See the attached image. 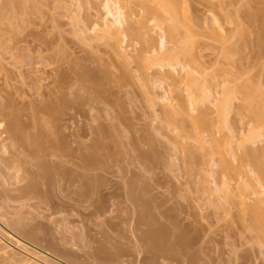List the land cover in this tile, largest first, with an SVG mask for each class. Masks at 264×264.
<instances>
[{"label": "rangeland", "instance_id": "rangeland-1", "mask_svg": "<svg viewBox=\"0 0 264 264\" xmlns=\"http://www.w3.org/2000/svg\"><path fill=\"white\" fill-rule=\"evenodd\" d=\"M35 1L13 0L14 2L13 5L19 4L20 6L19 5L13 6V9H11L13 10L12 12L11 10H7L8 9L7 6L9 5L7 0L5 1L0 0V8H1L0 21L3 24L2 26V24L0 23V29L2 30L0 32V37H1L0 44L2 46V47L0 46V113H1L0 114V125H1L0 126V224H1L0 227L1 228L5 227L4 231L8 232L9 234H11L15 229V231L18 230V232H20L22 235L24 234L25 237L27 238L30 237L29 239L32 242H36L35 244L38 245L36 247L37 251L39 252L41 251V253H44L45 250L48 251L49 255L47 256L48 257L47 263L49 264H71V263L72 264H115V263L117 264L148 263L149 264L152 259H149V255H147L145 251L141 250L144 248L140 246L137 240V236L139 235V233H136L137 230L134 224L135 223L134 219L131 220L134 216L130 218V215L131 216L133 215L131 214V211L134 210V207L132 206V204L131 206H129L130 203L126 202L124 199H123L124 201H122L123 198L122 193L124 190L123 185H125L126 187V185L129 183V184H133L134 186L133 188L136 189V192L137 191L138 193L142 192V189L144 188L143 193L145 195H147L148 193L147 195L148 197L145 196L146 198H144V200L149 204L151 203L152 207L153 206L156 207L153 208L156 209V211L157 210L158 211L156 212L153 209L154 210L153 213L154 216H156L155 217L156 219L159 218L158 221L160 222V224L162 223L163 225H165L166 218L167 219L171 218L172 220L171 219L170 220L173 222L174 220L175 222L178 221L177 222L178 224L177 223L176 224L178 226L180 224V227L187 226V224L189 223H190L189 226L194 225L195 226L194 231H196L197 233L192 232V234L190 233L191 236H197V235L199 236L200 235L199 232L204 231L205 234L201 232V236L204 234L202 236L203 237L202 240L205 237L206 238L203 240V243L205 244L202 245L203 247L201 249L203 250L201 251L206 255L207 254L209 256L212 255L211 257H213L215 256V253L218 254L220 252H226L225 250L229 249L230 247L227 248L228 246H223V245L236 240L238 236L240 237V238L238 237L240 239V242L243 241L245 238L247 239V236L249 234L248 233L246 234V232L243 231L242 225L240 227V230H237L235 228L236 224L240 221L239 218H241V216L239 217L238 216L239 214L235 212L237 211L236 209L237 207L236 206L233 207L232 205H230L229 208L221 207V209H219L220 211L217 209L219 207L218 205H220L219 204L220 200L218 199V197H216V194H214L213 189L214 190L218 189L221 182L220 181L221 177L219 176L220 173L218 174L220 178L217 176V174H215L218 173L215 171L218 170L217 167L218 165L216 162V159H218V157H216V154H214V152L212 153V146L214 147V143L212 142L219 140L220 138L221 139L224 138V140L223 139L221 140V143L222 142L226 143L227 137L228 136L229 138L231 137V133L233 130L234 131L232 133V138L235 141H236V139L234 138L235 135L237 136L236 138H239L238 136H242L244 133H246L245 128L248 125L249 118L245 116L246 115L248 116V114H246L248 112L242 114L241 117H243L244 115V118L240 117V112L239 113L237 112L238 116L235 114L236 111H240L239 108L240 106L242 107L245 105V103L242 101L243 99L246 98V100L250 102V104L254 103L255 107L258 104L264 105V99H263L264 98L263 96L264 95V0H186L188 2H186L185 5H182V9L184 8L186 11L183 9L184 12H182L180 8H179L180 10L179 9L177 10L178 11L177 13L182 12L183 17H181V19L178 20L177 18H180V16L178 15L177 17H175L174 15L177 14L175 12L174 15L169 14L170 17L172 16V18L175 19H171L170 17H167V19L171 20V23L175 21L176 23L179 24V26L183 25L182 27L184 30L181 31L182 30L181 27H178L177 29L178 32L176 31V35L178 37L175 36V39L177 38L179 39V41H181L185 37L188 38V39L186 38L187 40L191 38L188 42L186 39H184L185 40V41L183 40L184 42L182 41L179 43V41L176 39L175 42L177 45H175V42L169 38L170 33H166L165 32L166 30L163 33H160L161 31H159L157 28L155 30L153 24L148 23L149 27H147V29L148 28L150 29L151 28L150 26H153L152 29L150 30L151 32L149 31V29L148 31H149V35L151 34L153 37L152 41L155 38L156 43L154 41L153 43L157 45V47H159L157 43H158V39L160 38L158 35L163 34L162 36L165 37V35L167 34L166 35L167 37H165L166 47L164 49V52L163 50H161L162 54L160 51H157L158 49L157 47L156 49L152 48V46L155 47V45L152 42H150L152 45H150L151 47H149L148 45L149 41L146 42L144 35H143L144 40L143 39L141 40L142 36L140 35V37L139 36L135 37L138 34L134 32L133 34L132 31L126 32L125 30L121 29L122 31L121 30L120 31L123 36L120 34L117 35L115 34L109 36V39H107L106 35L103 36L104 33L98 30L97 24L94 23L96 20L97 23L98 21L100 23L101 20H99V18L101 19V17H103L102 14L104 12L103 11L104 9L100 8L103 7L102 5H100V3L103 4L102 2L103 0L96 1V3L99 4L97 5V8L99 7L100 10L97 9V11L100 14L96 11V8L94 7L96 6L95 0L94 1L90 0L87 2H85L84 0H35ZM88 2L89 4H87ZM3 3L4 4L7 3L8 5H4ZM83 4L85 5V7ZM77 5L80 7L78 8ZM151 5L153 6L152 3L150 4V6ZM185 6L187 7L188 10L186 9ZM91 7L93 8L92 9L93 11L95 10L94 12H92ZM94 13L96 14L97 19ZM123 13L125 12L123 11ZM127 14L128 13H125L124 17H126ZM5 15L8 16L6 17ZM88 15L90 17H88ZM98 15L101 17H99ZM187 16L188 18H186ZM11 19L14 20L11 21ZM3 20L4 22H2ZM190 20L193 21V23H190L191 22ZM184 25L186 26V28L184 27ZM96 27L99 32L96 30ZM205 27H207V29ZM185 29L189 31L188 32L189 34H187V31ZM82 30L83 32L81 33ZM99 33L100 35L102 34L101 36H103L105 40L100 39ZM179 33L181 36L178 35ZM114 36H116L117 38ZM97 38L99 39L97 40ZM95 41L96 42L102 41V42L96 43ZM185 44L187 45L185 48L186 50L184 49ZM181 45L182 46L184 45V47H181ZM168 47L173 48V50H171L170 48L168 49ZM174 47L177 49L174 50ZM187 48H189V50ZM145 49L149 54H151L152 49H155L152 50L154 51L152 52V54L155 52L159 53L158 54L159 56H163L165 54L164 59L168 54L167 51L171 50V52L174 53L175 55H173L169 51L170 55L168 54L169 57L167 56L166 59L169 60V58L173 55L174 57L172 56L170 60L172 58L173 59L175 58L174 59L175 64L179 62L180 65L182 66L184 65L186 68L188 67V69L189 68H192L193 70L195 69V72L194 71L193 73L191 72V75L194 76V79L196 78L195 82L198 79L197 82L196 83L194 82L195 84L192 82L194 85L193 86L191 83L192 79L191 80L189 79L192 77L187 78V76H185L188 81L190 80L189 83L192 85L191 86L187 82V80H184L182 78L183 75H186L184 74L186 69H180L182 67L179 65V63L177 64L178 66H176L178 67L175 69L176 71L174 72V70H172L174 73L171 72L170 68L169 69L168 67L164 68L166 67L165 65H163L164 66L163 68L161 67V70H158L159 69L158 67H160L159 64L160 61L158 59L156 60H158L159 62L156 61L155 58H161V57H159L157 53L156 55L151 54L150 57L149 54L145 51ZM142 50L144 51L143 53ZM181 50L183 52L186 51L187 53H183ZM173 51L177 52V54ZM180 52H182L181 54H187L188 56H191L192 54V56L194 55L195 57L193 56L194 57L193 58L191 56L189 58L186 55H184L183 57L182 55H179ZM143 54L145 55L144 58L143 56H141ZM145 57H149V58L145 59ZM117 59L120 60L117 61ZM144 59L145 62L146 60L147 61L150 60V62H146V63H148V65H151L148 66V68L151 71L150 74L152 75L158 73L159 71V73L163 74V76L164 75L166 76L169 73L173 75L176 73L175 75L176 78L180 80L181 77L183 79L181 80L184 82L182 83V81L180 80L181 82L179 84L180 85L179 88L181 90L179 89V92L184 93L185 91L184 93L185 95L183 93H181L180 95L183 94L184 96H186L187 93L186 91H188V93L189 91L191 93L192 92L194 93L196 91L200 93L202 91L209 90L206 92L210 94L211 99L208 98L207 100H202V101L200 100V102L198 101L199 103L197 102L196 106H193L194 108L193 107L188 108L191 109V111L193 109L192 112L189 111L191 114L190 117H193L195 119L194 121V119L191 118L193 120L192 121L193 124L198 120L202 122V120L205 118L203 116L202 117L200 116L201 113L202 114L205 113L206 115H208L209 118L211 117L213 119V120H210L211 118L206 119L207 118L206 116L205 120L212 121V125L210 126L211 129L209 130L201 129V132L199 130V132L201 133V134L199 133L200 135L199 137H201L199 138V141L201 142V144L207 147L208 144L211 146L212 143L211 148L209 145H208L209 149L206 148V150H209V152H205V150L203 151V149H205L204 148L205 146L201 150L200 146H198L199 144L196 143V141L194 142L195 139L194 140L190 139L191 141H189V139L187 140L183 139L185 137L184 133L185 135L187 136L189 135V137L192 138V134L194 132V131L192 132V129L194 128L193 126L195 127L198 126V129H200L201 123H199V121L197 122V124L195 123V125H193L192 122L189 123L190 122L188 121L189 119H185V118L184 119L180 118L183 122L180 120L182 123L181 122L179 123L177 122L179 121L178 118L176 122L178 123V127L180 129L179 131L180 134H179L177 133V131H174L175 128H173L172 130V126L167 127L168 126L166 121L167 116L165 117L166 120H162L163 118L162 116L165 114L161 113L162 111L161 107L166 106L165 104L167 100H170L168 101V103L173 101L171 99H174L175 96L173 93L174 90L172 91L174 87L170 86V80L165 79V77L161 83L162 84L161 88L160 85L158 86L159 88L156 89L153 88L154 84L152 85V87H150L149 84L150 83L152 84L153 82L149 83L146 81L148 86L146 84L144 85L145 79L142 75L143 74L142 68L143 70H146L144 64L145 62L143 61ZM173 59L171 63L174 61ZM191 59L192 60L194 59L192 63H194V61L198 62L199 64L198 63L197 64L200 65V68L196 63L194 65L191 62L189 63V60ZM161 60L163 61V58ZM22 61H24L23 64ZM195 65L197 66L194 67ZM154 66H158L157 67L158 69ZM166 69L169 70L170 72L167 71ZM199 69L201 70V72ZM183 70L185 71L183 72ZM81 71H83L84 73L86 72L85 74L89 73V75L93 76L94 78L93 81L92 82L89 81L90 82L89 83L87 80L82 79V77H84L85 74ZM178 71L180 73H178ZM196 71L199 72L200 75ZM202 72H204L203 73L204 76L202 75ZM38 74H40V76ZM177 74H179V76H177ZM140 75L143 78L140 77ZM60 77H62L63 79ZM62 80H64V82L66 81L67 82L66 85L67 84L68 85L65 87L66 89L64 88L63 90L62 88L58 90L57 88L59 87L58 83ZM68 80L71 81L68 82ZM80 80L82 81V83L80 82ZM72 81L74 82V84L71 83ZM241 81L243 84L240 85L239 83ZM250 81L251 83L254 84H251ZM86 83L87 85H91V86H87ZM185 85H187L188 87H185ZM237 85L238 87H234ZM183 87H184V91L182 90ZM223 87H225L226 90ZM185 88H187V90ZM189 88H193L191 89L192 91L188 90ZM232 88H234V90H236L237 88H242V90L238 89L242 92L239 95L240 91L236 90L237 92L235 91L234 93ZM67 90L70 91L71 94ZM252 90H254V92ZM243 91L245 94L243 93ZM93 92H95L96 94ZM172 94L173 96L171 97ZM222 94L224 98H228L232 94H234L235 96L232 95L229 98L233 99V96L236 98H234L233 100L231 99L232 100L231 104L229 103L230 100L229 102H227V104H225L227 106L225 107L227 108V110L224 109V111L226 112L225 114L226 116H224L225 124L223 125L224 127L218 128V126L215 127L217 125L215 124L217 123L215 121L220 114V112H218L219 114L217 113V111L220 109L219 103L222 104V102H224L225 100L224 98L222 102H220L221 100H218V99H222L221 98ZM71 95L73 98L71 97ZM237 95H239L240 97H238ZM256 95L258 98H256ZM163 96H165V98ZM241 96L244 98H241ZM261 97L263 98L261 99ZM74 98H76V100ZM151 98L154 99L152 100ZM214 98H217L216 101H214L215 100ZM162 99L165 103L161 101ZM61 100L63 102H61ZM150 100L152 101L150 102ZM238 100L240 103L238 102ZM258 100H260V102ZM57 101H59L60 104H58L59 102L57 103ZM83 101H84V105H83ZM255 101H257L258 103V104L256 103L257 105H255ZM64 102L66 103L68 102L67 103L68 106L66 107L65 110H62L61 105L64 104ZM74 102L76 103V107H74L75 106ZM78 102L80 103L78 104ZM214 103L216 104V106L218 105L219 109L214 106L215 105ZM151 104L153 105L151 106ZM79 105L82 106V108L79 107ZM31 106L33 107V109ZM228 106L230 108H228ZM228 109H230L231 112ZM163 110H165V108ZM193 113H196V115H194ZM214 113L216 118L214 116ZM32 114L33 116H31ZM7 115L8 117H6ZM156 116L157 117L159 116L160 118L159 117L157 118ZM220 118L222 117H219V119ZM14 120L17 121V125H18V126L16 125L15 129L10 128V124ZM184 120L186 121L185 124H184ZM162 121L166 122L167 125L164 124V122L163 124L167 128L163 124L161 125L158 124V122L160 123ZM31 122L33 124L35 123L37 124L32 125ZM168 123L170 124L169 120ZM177 123L173 125L176 127ZM31 125L33 126V128ZM183 125H185V127ZM228 125L232 127L229 128ZM157 126H159V129ZM190 126L192 127L190 128ZM213 126L217 129H214ZM225 126H226L225 129L226 131H224L223 129L225 128ZM100 128L103 130H101ZM220 128L222 130H220ZM231 128L233 130H231ZM96 129L98 130L97 132ZM170 129L174 132H171ZM198 129L196 128V131ZM205 131H207L208 134ZM61 132L63 134H61ZM175 132H176V137L177 135H179L178 137L181 138L182 141L179 138H175ZM96 133L99 135H97ZM105 133L106 134L109 133V134L106 135ZM263 133L264 131L262 132V134ZM103 134L104 137L103 136L101 137V135ZM202 134L203 135L205 134L204 137L205 136L207 138L209 137V140L205 137V139L207 140L205 141L204 137H202L203 136ZM223 134L227 135V137L226 136L224 137ZM105 135L108 137H105ZM23 137L25 139H23ZM54 138L57 140H55ZM202 138L204 139V141ZM92 140L93 141L95 140L94 143H91L93 142ZM184 140H186V142ZM260 140L262 141V138ZM32 141L33 143H31ZM178 141L179 143L180 141L182 142L180 143L181 146L178 144ZM263 141H264V137H263ZM263 141L261 142L262 145L264 144ZM96 143L99 144L100 148L98 147V149L94 150L92 148ZM249 143L250 142H248V144ZM179 146L182 149H180ZM89 148H91L90 151L87 150ZM210 149H211V153L214 156L209 155ZM238 151L236 150V152ZM231 154L232 153H230V157L232 156ZM81 156L84 158H89L91 160H93V158L94 159L96 158L95 160L97 162V165L99 164L100 165L97 166L95 160H93V162H95V164L93 163L95 169H92L91 170L92 172L90 170H85L86 167L85 169H83L82 167L84 166L82 165L84 164L81 163V161L78 159L79 157L82 158ZM236 156H240L239 153ZM56 158H61L62 160L61 159L57 160ZM83 159L81 160L83 161ZM185 159L187 160L185 162H188V164L184 162ZM59 160L62 162L65 161L66 164L63 165H65L64 166L66 168L65 170L69 172L68 174L70 175L72 174L71 177L76 178L78 176L76 172L78 171V173L81 174L83 178L85 177V179L91 177L95 178L94 182L96 181L95 182L96 184L94 183V185H96L98 188L96 186L93 188L96 189L94 190L95 191L94 198L92 199L94 200L96 197H98L96 199H98L99 202H102L100 203V205L105 203L104 205H102L105 208L100 206L104 210L106 209L105 210L106 213L104 212L105 215L103 213L101 216H97V218L90 215L88 218L87 215L90 213L92 209L90 202H85V203L82 202V204L81 203L79 204L80 201H78V199L76 198L77 194L79 193L78 190L85 189L84 192L87 191L85 188L86 181L82 180L83 178L75 181L76 182V183L74 182L75 184L73 183L74 186L78 185V187L75 188L73 187V184L70 182L69 184L65 183L68 186H66L64 183L60 184L61 186L58 184L59 185L58 186L53 182V180H51V178H49L48 180L46 179L36 180L37 178L34 176L33 172L39 171L40 166H42V164L46 165L47 163L50 164V162L51 163L59 162ZM69 160L70 161L73 160L74 161L73 164H71L72 162H70ZM77 160H79L81 164ZM40 162L42 163L40 164ZM79 165L82 166L81 167L82 169H79L80 167L78 168ZM46 166L49 167L50 165H46ZM202 166L205 167L203 168ZM97 168H99L100 170L99 169L97 170ZM93 170H95V173H97V175L99 174L100 175L97 176L95 173H93L94 172ZM202 170L203 173L200 174ZM30 171L32 172V174ZM209 171L210 174L213 176H209L210 174L209 175L206 174ZM15 172L18 174H16ZM137 173L138 175H136ZM30 175H32V178H36V179H31ZM207 175L209 176L208 178ZM133 176H135L134 179L137 178L138 179L133 180L132 179ZM28 180L29 181L31 180L35 184L39 181L38 184L41 182L40 184L42 186L40 184L36 185L37 191L35 192V194L30 195L31 197L28 196L27 198L26 196L24 198L23 196H21L20 189L23 188L25 185H27V183H29ZM126 181L127 184H125ZM140 182L142 185L140 184ZM206 182L208 183L206 184ZM79 184L83 189L80 187ZM230 184H229V189L231 190L233 195L234 183L231 182ZM65 186L66 188H64ZM203 187H207L205 188L207 191ZM145 188L148 190H145ZM154 188L157 189L154 190ZM108 189L110 190L108 191ZM81 190H80V194L84 193L83 191L81 192ZM144 191L145 192L148 191V192L145 193ZM117 192L118 194H120L122 198L117 194ZM211 192H213L212 193L213 195L211 194ZM72 193L74 195H72ZM106 193H109V196L106 195ZM95 194L98 196H96ZM154 194L156 195L154 196ZM67 196L70 197L68 198ZM109 197L114 199L112 200ZM213 197L216 199H214ZM106 198L107 200L105 201ZM154 198H157L158 200L157 199L155 200ZM75 199H77L78 203ZM147 199H149V201ZM71 200L76 201L74 203L78 204L79 207L78 205L75 207L74 205L76 204H74ZM68 206H72V209L74 210L68 209L71 208ZM117 207L120 209H118ZM112 211L113 214H110L112 213ZM224 211L225 214L223 213ZM128 212H129V216H128ZM160 212L162 213L165 212V213H163L162 215V213ZM157 213L158 215H156ZM108 215L111 216L109 217ZM159 215H161V217H159ZM113 216L116 217L114 218ZM117 216H119V218ZM122 216L125 218H123ZM112 219L114 220L112 221ZM236 219H238V221ZM97 220L99 222H97ZM120 221L122 223H120ZM240 224L242 223L240 222ZM225 225H227V227H229L230 229H225L223 227ZM165 226L167 227V225ZM198 226H200L199 227L200 229L198 228ZM132 227L134 230L132 229ZM205 230L207 233L205 232ZM105 239L107 240V242ZM245 240L241 243L242 245L243 243L245 244ZM104 241L106 243H104ZM135 241H137L138 243ZM137 245H139V247ZM249 246H247V244L243 245V247L240 246L241 247L240 249L239 248L236 249V253H238L240 256H246L250 254L249 256L251 257L254 256L253 261L254 260L256 261L255 256H257L258 254L255 253H257V250H255L256 248L253 247L250 248ZM214 248L216 249V251ZM230 249L227 251H230ZM138 250L140 253L138 252ZM14 251L19 252L17 248H15ZM193 251L194 252L199 251V247H197L196 245ZM113 253H115L116 256L118 254V256L116 257L114 254V257H112L113 258L112 259L111 256L113 255ZM226 254H228V252ZM224 258L227 259V255ZM257 258L259 259V257ZM110 259L112 260L110 261ZM146 259H148V261ZM114 260L115 262H112ZM81 261L83 263H81ZM241 261L242 260L238 261L237 264L238 263L241 264ZM156 263L168 264L170 262L165 260H160L157 258L155 264ZM259 263H261L260 260H257V264Z\"/></svg>", "mask_w": 264, "mask_h": 264}, {"label": "bare ground", "instance_id": "bare-ground-1", "mask_svg": "<svg viewBox=\"0 0 264 264\" xmlns=\"http://www.w3.org/2000/svg\"><path fill=\"white\" fill-rule=\"evenodd\" d=\"M5 1V0H4ZM32 1V0H31ZM33 1H35V0H33ZM85 2H87V1H90V0H84ZM83 1V2H84ZM94 1V0H93ZM96 1H98V0H95V3H96ZM100 1H102V0H100ZM7 2H8V4L6 3V4H4V5H8L7 6V10H11V9H13V6H15V5H19V4H15V5H13V0H7ZM36 2V1H35ZM34 2V3H35ZM82 2V3H83ZM103 2V4H101L100 3V5H102L103 7H100V8H102V9H104L103 11V14H102V16L104 17H101V16H99V17H101V19L99 18V20H101V22L99 23V21H98V23L95 21H93L94 23H96L97 24V27H98V30H100V31H102L103 33H104V35L103 36H105L106 35V37H107V39H109V36H111V35H117V34H120V35H122V33H121V29H123V30H125L126 32L127 31H132V33L134 32V33H136V34H138V35H136L135 37H137V36H139L140 37V35L142 36V38H141V40L143 39L144 40V37H143V35L145 36V40H146V42H148L149 41V47H151L150 45H152L150 42H152L153 43V41L155 42V38H154V40L152 41V39H153V37H152V35L150 36L149 35V31L152 29V27L154 26V28H155V30H156V28L159 30V31H161L160 33H163L165 30V32L166 33H170V39H172L174 42H175V40L177 39H175V36H177L176 35V31L178 32V27H181V31H183L184 29H183V25L182 26H179V24L178 23H176L174 20V22H172L171 23V20H168L167 19V17H170L169 16V14H175V12L177 13L178 11V9L180 8L181 10H182V12H184L183 11V9H182V5H185V3L186 2H188V1H186V0H103L102 1ZM16 3H17V1H16ZM20 3H21V1H20ZM78 3V2H77ZM91 3H93V2H91ZM152 3L153 4V6L151 5L150 6V4ZM2 4V5H3ZM87 4H89V2L87 3ZM36 5V4H35ZM78 5H80V4H78ZM77 5V7L79 8L80 6H78ZM84 5V4H83ZM82 5V6H83ZM96 6H94L95 8H96V11H97V9H99L100 10V8L98 7L97 8V5H99L98 3H96L95 4ZM20 6V5H19ZM81 6V7H82ZM91 6V5H90ZM181 6V7H180ZM16 7H18V6H16ZM16 7H15V9H16ZM84 7H85V5H84ZM93 7V6H92ZM91 7V10L93 9ZM186 7V6H185ZM4 8H6V7H4ZM1 9V8H0ZM3 9V8H2ZM14 9V10H15ZM89 9V8H88ZM87 9V10H88ZM126 9V10H125ZM179 9V10H180ZM186 9H187V7H186ZM77 10V9H76ZM75 10V11H76ZM86 10V9H85ZM185 10V9H184ZM188 10V9H187ZM12 12H13V10H11ZM89 11V10H88ZM95 11V10H94ZM93 10H92V12H94ZM123 11L125 12V13H128L127 15H126V17H124L125 16V13H123ZM186 11V10H185ZM77 12V11H76ZM98 12V11H97ZM182 12L181 13H177V14H175L174 16L175 17H177L178 15L180 16V18H177L178 20L179 19H181V17H183L182 16ZM188 12V11H187ZM15 13H16V11H15ZM74 13V12H73ZM99 13V12H98ZM140 13H142V14H140ZM186 13V12H185ZM185 13H184V15H185ZM4 14V13H3ZM3 14H1V15H3ZM95 14V13H94ZM100 14V13H99ZM168 16H167V15ZM181 14V15H180ZM9 15V14H8ZM7 15V16H8ZM14 15V14H13ZM72 15V14H71ZM189 15V14H188ZM192 15V14H191ZM6 16V15H5ZM6 16V17H7ZM12 16V15H11ZM87 16V15H86ZM173 16V17H174ZM214 16V15H213ZM213 16H212V18H213ZM1 17V16H0ZM88 17H90L89 15H88ZM95 17H96V14H95ZM138 18V19H137ZM171 19H175V18H172V16L170 17ZM186 18H188V16L186 17ZM192 18V17H191ZM194 18V17H193ZM197 18H199V17H197ZM203 18V17H202ZM8 19V18H7ZM96 19H97V17H96ZM0 20H1V18H0ZM12 20H14V19H11V21ZM74 20V19H73ZM185 20H187V19H185ZM217 20V19H216ZM87 21V20H86ZM85 21V22H86ZM88 21H89V19H88ZM181 21V20H180ZM179 21V22H180ZM191 21V20H190ZM215 21V20H214ZM2 22H4V20L2 21ZM7 22H10V21H7ZM178 22V21H177ZM184 22V21H183ZM196 22H198V21H196ZM200 22V21H199ZM212 22H213V20H212ZM0 23H1V21H0ZM93 23V24H94ZM151 23V24H153V26H150L151 28L149 29V31H148V29H147V27H149V24ZM190 23H193V21H191ZM201 23V22H200ZM203 23V22H202ZM204 23H205V21H204ZM203 23V24H204ZM211 23V22H210ZM2 24V23H1ZM83 24V23H82ZM181 24H182V22H181ZM81 25V24H80ZM213 25H214V23H213ZM2 26H3V24H2ZM89 26H90V24H89ZM94 26H96V25H94ZM196 26V25H195ZM205 26V25H204ZM97 27H96V30H97ZM136 27H137V29H136ZM184 27L186 28V26L184 25ZM190 28H191V26H190ZM201 28V27H200ZM206 29H207V27H205ZM211 28V27H210ZM82 29V28H81ZM93 29H95V28H93ZM164 29V30H163ZM202 29H203V27H202ZM91 30V29H90ZM97 30V31H98ZM121 30V31H120ZM163 30V31H162ZM180 30V29H179ZM186 30V29H185ZM193 30V29H192ZM195 30V29H194ZM210 30V29H209ZM208 30V31H209ZM213 30V29H212ZM2 30L0 29V32H1ZM87 31V30H86ZM92 31V30H91ZM94 31V30H93ZM187 31V30H186ZM191 31V30H190ZM83 32V30L81 31V33ZM88 32H90V31H88ZM99 32V31H98ZM120 32V33H119ZM151 32V31H150ZM189 31H187V34H189L188 33ZM94 33H97V32H94ZM93 33V34H94ZM133 33V34H134ZM165 33V34H166ZM123 34H124V32H123ZM129 34V33H128ZM132 34V35H133ZM187 34H184V35H187ZM99 35H100V33H99ZM102 35V34H101ZM100 35V39H104L105 40V38H103V36H101ZM120 35H118V36H120ZM131 35V34H130ZM161 34H159L158 36L160 37L159 39H158V46L159 47H157V45H155L154 43V45H155V47H153L152 46V48H155L156 49V47L158 48L157 49V51H160L161 52V54H162V51L161 50H163V52H164V49H165V47H166V39H165V37H167L166 35H165V37L164 36H160ZM178 35H180V33L178 34ZM191 35V34H190ZM243 35V34H242ZM123 36V35H122ZM121 36V37H122ZM146 36H148V37H146ZM181 36V35H180ZM183 36V35H182ZM241 36V35H240ZM3 37V36H2ZM114 37H116V36H114ZM120 37V38H121ZM152 37V38H151ZM178 37V36H177ZM185 37V36H184ZM191 37V36H190ZM189 37V38H190ZM1 38V37H0ZM94 38V37H93ZM117 38V37H116ZM146 38H148V39H146ZM168 38V39H169ZM183 38V37H182ZM187 37H185V38H183V40L184 39H186ZM96 39V38H95ZM99 38H97V40H98ZM181 39V38H180ZM188 39V38H187ZM186 39V40H187ZM191 39V38H190ZM189 39V40H190ZM2 40V39H1ZM36 40H38V39H36ZM124 40V39H123ZM122 40V41H123ZM178 41H179V39H177ZM183 40H181V41H179V43L180 42H182ZM189 40H187V42L189 41ZM193 40V39H192ZM192 40H191V42H192ZM40 41V40H39ZM38 41V42H39ZM91 41H93V40H91ZM107 41V40H106ZM121 41V42H122ZM185 41V40H184ZM183 41V42H184ZM19 42H21V41H19ZM34 42V41H33ZM41 42V41H40ZM39 42V43H40ZM96 42V41H95ZM98 42V41H97ZM96 42V43H97ZM100 42H102V41H100ZM100 42H98V43H100ZM171 42V41H170ZM186 42V43H187ZM1 43V42H0ZM16 43H17V41H16ZM106 43V42H105ZM142 43V42H141ZM156 43V42H155ZM179 43H178V45H179ZM15 44V43H14ZM49 44V43H48ZM119 44V43H118ZM144 44V43H143ZM182 44V43H181ZM39 45V44H38ZM47 45V44H46ZM145 45V44H144ZM144 45H142V46H144ZM147 45V46H148ZM175 45H177L176 44V42H175ZM0 46H1V44H0ZM41 46V45H40ZM49 46V45H48ZM109 46V45H108ZM186 44H185V47H184V45L182 46L181 45V47H184V49L186 48ZM190 46H191V44H190ZM2 47V46H1ZM115 47V46H114ZM113 47V48H114ZM120 47V46H119ZM178 47V46H177ZM180 47V46H179ZM194 47V46H193ZM40 48V47H39ZM43 48V47H42ZM116 48V47H115ZM147 48V47H146ZM170 47H168V49H169ZM190 48H192V47H190ZM10 49V48H9ZM8 49V50H9ZM108 49H110V48H108ZM112 49V48H111ZM150 49V48H149ZM155 49H152V50H155ZM171 50H173V48H170ZM177 48H175L174 47V50H176ZM180 49H182V48H180ZM180 49H179V51H180ZM183 49V50H184ZM188 50H189V48H187ZM16 50V49H15ZM18 50V49H17ZM113 50V49H112ZM111 50V51H112ZM116 50V49H115ZM151 50V54H152V52H154V51H152ZM171 50H169L170 52H171ZM186 50V49H185ZM46 51V50H45ZM44 51V52H45ZM145 51H146V49H145ZM166 51V50H165ZM169 51H167L168 52V54H169ZM179 51H178V53H179ZM182 51V50H181ZM192 51V50H191ZM40 52V51H39ZM120 52V51H119ZM144 51L142 50V53H143ZM147 52V51H146ZM173 52H175V51H173ZM183 52V51H182ZM182 52H180V54L179 55H182L183 57H184V55H186L187 57H191L192 56V54H191V56H188L187 54H181ZM118 53V52H117ZM148 53V52H147ZM156 53L157 52H155V53H153L152 55H156ZM166 53V52H165ZM172 53V52H171ZM176 54H177V52H175ZM183 53H187L186 51L185 52H183ZM191 53H193V52H191ZM116 54V53H115ZM145 54V53H144ZM141 55V56H143V58H144V56L145 55ZM149 54V53H148ZM151 54H149V56L151 55ZM159 53H157V55H158ZM160 54V55H161ZM168 54L166 55V57L168 56ZM173 55H175L174 53H172ZM41 55V54H40ZM119 55V54H118ZM121 55V54H120ZM140 55V54H139ZM165 55V54H164ZM164 55L163 56H159V57H161V58H155V60L156 59H158V60H156V61H158L159 62V64H160V67H158V66H154V67H158L157 69L158 70H161V67L163 68L164 66L163 65H165L166 67H164V68H167L168 67V69L170 68V70H171V72L172 73H174L176 70V68H178V67H176V66H178L177 64L179 63H176L175 64V58L173 59L174 61L171 63V61H172V59L170 60V58L173 56H171L170 58H169V60L168 59H166V57H165V59H166V61H165V59H164ZM170 55V54H169ZM157 56V57H158ZM194 56V55H193ZM192 56V57H193ZM119 57V56H118ZM121 57V56H120ZM139 57V56H138ZM151 57V56H150ZM169 57V56H168ZM174 57V56H173ZM195 57V56H194ZM193 57V58H194ZM44 58V57H43ZM122 58V57H121ZM149 57H145V59H148ZM163 58V61L161 60ZM41 59V58H40ZM140 59V58H139ZM145 59L143 60L144 62H145ZM33 60V59H32ZM120 60V59H119ZM118 59H117V61H119ZM150 60H151V58H150ZM150 60L149 61H147L146 60V62H150ZM153 60V59H152ZM154 60V61H155ZM176 60H178V59H176ZM194 60V59H193ZM192 59L191 60H189V63L191 62L192 63V61H193ZM124 61V60H123ZM141 61V60H140ZM153 61V62H154ZM155 61V62H156ZM23 62L24 61H22V64H23ZM36 62V61H35ZM121 62V61H120ZM144 63L145 64V67H146V70H143V68H142V71H143V77H144V79H145V81H144V85L146 84L147 85V82H153L151 85L149 84V86L150 87H152V85L154 84V86H153V88H159L158 86L160 85V88H161V86H162V81H163V79H164V77H165V79H167V80H170V86L171 87H174V89H172V91L174 90V99H171V100H173L172 102H169L168 103V101H170V100H167V97H166V100H167V102H166V106L165 107H161V113H163V114H165V115H163V114H161V115H163L162 117L164 118H162V120H166V116H167V124H168V126L167 127H169V126H172V130H173V128H175V130L174 131H177V133H179V131H180V129H179V127H178V123L177 122H181L182 120L181 119H189L188 121H190L189 123H191L193 120L191 119V118H193V117H190L191 116V114H190V112L189 111H191V109H188L189 107L190 108H192L193 106H196V104H197V102L199 101L200 102V100L202 101V100H207L208 98H210V94H208V92H206V91H209V90H205V91H202V92H200V93H198L196 90V92H190L189 91V93H188V91H186L187 93H186V96H184L185 94V91H184V87L182 88V90L184 91V93L183 92H181V93H183L182 95H180L181 93L179 92V84H180V82L184 79V80H187L186 79V77L185 76H187V78H189V77H192V78H189L190 80L192 79V81H191V83L193 82H195V79H194V76H192L191 75V72L193 73V71L195 72V69L193 70L192 68H189L188 69V67L186 68L184 65L182 66V65H180V63H179V65L182 67V68H180V66H179V68L180 69H186V71L185 70H183V72H184V74H186V75H183V79L180 77V80L178 79V78H176L175 77V75H176V73L173 75V74H171V73H169V74H167L166 76L164 75L163 76V74H161V73H159V71H158V73H155L154 75H152V74H150V70H149V68H148V66H151V65H148V63ZM154 62V63H155ZM158 62H157V65H158ZM18 63H20V62H18ZM141 63V62H140ZM197 64L198 62H195L194 61V63H192L193 65L194 64ZM28 64V63H27ZM118 64V63H117ZM142 64V63H141ZM156 64V63H155ZM199 64V63H198ZM197 64V65H198ZM18 65H20V64H18ZM120 65V64H119ZM125 65V64H124ZM154 65V64H153ZM162 65V66H161ZM197 65H195L194 67H196ZM35 66V65H34ZM33 66V67H34ZM37 66V65H36ZM129 66V65H128ZM199 66V68H200V65H198ZM28 67V66H27ZM145 67H144V69H145ZM22 68V67H21ZM24 68V67H23ZM84 68V67H83ZM141 68V67H140ZM139 68V69H140ZM152 68V67H151ZM28 69V68H27ZM37 69V68H36ZM81 69V68H80ZM188 69V70H187ZM192 69V70H191ZM23 70V69H22ZM33 70V69H32ZM84 70V69H83ZM153 70V69H152ZM167 70V69H166ZM172 70H174V72L172 71ZM200 70V69H199ZM203 70V69H202ZM20 71V70H19ZM86 71V70H85ZM154 71H155V68H154ZM167 71H169V70H167ZM31 72V71H30ZM36 72H37V70H36ZM81 72H83V71H81ZM88 72V71H87ZM140 72H141V70H140ZM153 72V71H152ZM157 72V71H156ZM170 72V71H169ZM197 72V71H196ZM200 72H201V70H200ZM84 73V72H83ZM86 73V72H85ZM84 73V74H85ZM103 73V72H102ZM154 73V72H153ZM164 73V72H163ZM178 73H180L179 71H178ZM198 74H199V72H197ZM203 73L204 72H202V75H203ZM33 74H34V72H33ZM32 74V75H33ZM42 74H44V73H42ZM92 74V73H91ZM101 74V73H100ZM104 74V73H103ZM39 76H40V74H38ZM94 75V74H93ZM105 75V74H104ZM131 75V74H130ZM188 75H190V76H188ZM200 75V74H199ZM20 76V75H19ZM42 76V75H41ZM75 76H76V74H75ZM177 76H179V74H177ZM182 76V75H181ZM204 76V75H203ZM64 77V76H63ZM73 77V76H72ZM80 77V76H79ZM104 77V76H103ZM124 77H125V75H124ZM140 77H142L141 75H140ZM142 77V78H143ZM147 79H146V78ZM185 77V78H184ZM37 78V77H36ZM60 78H62V77H60ZM141 78V79H142ZM205 78V77H204ZM34 79H35V77H34ZM59 79V78H58ZM63 79V78H62ZM74 79V78H73ZM77 79V78H76ZM80 79V78H79ZM82 79H84V80H87L88 82L89 81H93V76H91V75H89V73L88 74H85L84 75V77H82ZM102 79V78H101ZM143 79V80H144ZM193 79H194V81H193ZM55 80V79H54ZM60 80V79H59ZM106 80H107V78H106ZM143 80H141V81H143ZM148 80H150V81H148ZM167 80H165V81H167ZM189 80V81H190ZM198 80V79H197ZM197 80H196V82H197ZM250 80V79H249ZM69 81H71V80H68V82ZM74 81V80H73ZM71 82V83H73L74 84V82ZM77 81H79V80H77ZM147 81V82H146ZM189 81L187 80V82L189 83ZM38 82V81H37ZM80 82L82 83V81L80 80ZM184 81H182V83H183ZM195 82V83H196ZM200 82V81H199ZM202 82V81H201ZM204 82H205V80H204ZM254 82V81H253ZM36 83V82H35ZM58 83V82H57ZM66 81L64 82V80H62V81H60L58 84H59V87H61V88H59V87H57L58 88V90L59 89H62L63 88V90H64V88L68 85H66ZM70 83V84H71ZM90 83V82H89ZM93 83H96V82H93ZM193 83H192V85H193ZM194 83V84H195ZM245 83V82H244ZM248 83V82H247ZM250 83H251V81H250ZM58 84H57V86H58ZM78 84V83H77ZM80 84V83H79ZM100 84V83H99ZM124 84V83H123ZM190 84V83H189ZM188 84V85H189ZM240 85L241 84H243L242 83V81L239 83ZM251 84H254V83H251ZM258 84V83H257ZM56 85V84H55ZM86 85H87V83H86ZM191 85V84H190ZM191 85V86H192ZM197 85V84H196ZM236 85V84H235ZM52 86V85H51ZM74 86V85H73ZM87 86H91V85H87ZM148 86V85H147ZM194 86V85H193ZM243 86V85H242ZM241 86V87H242ZM247 86H248V84H247ZM252 86V85H251ZM70 87V86H69ZM68 87V88H69ZM149 87V88H150ZM185 87H188L187 85H185ZM190 87V86H189ZM195 87H197V86H195ZM203 87V86H202ZM234 87H238V85L237 86H234ZM246 87V86H245ZM249 87H250V84H249ZM259 87V86H258ZM263 87V86H262ZM54 88V87H53ZM81 88V87H80ZM88 88V87H87ZM90 88V87H89ZM194 88V87H193ZM193 88H189L188 90H191V89H193ZM199 88V87H198ZM197 88V89H198ZM206 88V87H205ZM223 88H225V87H223ZM50 89V88H49ZM66 89V88H65ZM70 89V88H69ZM186 90H187V88H185ZM200 89H201V87H200ZM233 89V92L235 93V91L237 90V91H240V90H238V89H241L242 90V88H237L236 90H234V88H232ZM231 89V90H232ZM251 89H252V87H251ZM263 89V88H262ZM56 90V89H55ZM170 90V89H169ZM181 90V89H180ZM203 90V89H202ZM225 90H226V88H225ZM51 91V90H50ZM68 91V90H67ZM96 91V90H95ZM171 91V92H172ZM192 91V90H191ZM194 91V90H193ZM236 91V92H237ZM253 92H254V90H252ZM57 92V91H56ZM70 94H71V92L70 91H68ZM79 92V91H78ZM85 92V91H84ZM226 92H228V91H226ZM242 91H240L239 92V95H240V93H241ZM262 92V91H261ZM66 93V92H65ZM93 93H95V92H93ZM223 93V92H222ZM229 93H230V91H229ZM243 93H244V91H243ZM252 93V92H251ZM256 93V92H255ZM62 94V93H61ZM84 94H86V93H84ZM96 94V93H95ZM94 94V95H95ZM99 94V93H98ZM165 94V93H164ZM224 94V93H223ZM223 94L221 95V98L222 99H218V100H221L220 102H222V100H223V98H224V96H223ZM245 94V93H244ZM249 94V93H248ZM257 94H258V92H257ZM88 95V94H87ZM92 95V94H91ZM225 95V94H224ZM227 95V94H226ZM229 95V94H228ZM232 95H234V94H232ZM232 95H230L229 97H231ZM239 95H237L238 97H240ZM77 96V95H76ZM99 96V95H98ZM109 96V95H108ZM162 96V95H161ZM173 96V94L171 95V97ZM235 96V95H234ZM233 96V99L234 98H236V97H234ZM244 96V95H243ZM264 96V95H263ZM71 97H72V95H71ZM86 97H88V96H86ZM164 98H165V96H163ZM163 97H161V98H163ZM224 98L225 100H224V102H222V104H220L219 103V105H220V109L218 108V105L216 106V104L214 105L215 107H217L218 109V111H217V113L218 112H220V114H219V117H222V118H220L219 119V117H217V119H216V121L215 122H217V123H215V124H217L215 127H217L218 126V128L219 127H224L223 125L225 124V121H224V119H225V117L224 116H226L225 114H226V112L224 111V109L225 110H227V108H225V107H227L225 104H227V102H229V100H230V104H231V102H232V98ZM255 97V96H254ZM73 98V97H72ZM80 98V97H79ZM91 98V97H90ZM98 98H100V97H98ZM106 98V97H105ZM170 98V97H169ZM220 98V97H219ZM241 98H244V97H242L241 96ZM240 98V99H241ZM251 98H252V96H251ZM256 98H258L257 97V95H256ZM256 98H254V99H256ZM263 97H261V99H262ZM75 100H76V98H74ZM84 99V98H83ZM89 99V98H88ZM92 99V98H91ZM90 99V100H91ZM94 99V98H93ZM152 99V98H151ZM154 99V98H153ZM152 99V100H153ZM211 99V98H210ZM215 100L214 101H216V99L217 98H214ZM232 99V100H231ZM264 99V98H263ZM64 100V99H63ZM80 100H82V99H80ZM85 100V99H84ZM95 100H96V98H95ZM107 100V99H106ZM152 100H150V102L152 101ZM160 100V99H159ZM253 100V99H252ZM60 101V100H59ZM59 101H57V103L59 102ZM70 101V100H69ZM72 101H73V99H72ZM79 101V100H78ZM92 101V100H91ZM101 101V100H100ZM104 101V100H103ZM162 102H164L163 101V99L161 100ZM175 101V102H174ZM211 101V100H210ZM241 101V100H240ZM244 103H245V105H244V103H243V105L244 106H240L239 108H240V111H236V115L238 116V114H237V112L239 113L240 112V117L242 116V114L243 113H245V112H248V113H246V114H248V116L246 115L245 117H248L249 118V121H248V125H247V127L245 128L246 130V133H244L242 136H238L239 138H236L237 136L235 135L234 136V134H233V136H234V138L236 139V141L232 138V133H233V129L231 128V130H233L232 131V133H231V137L230 138H232V139H230L229 138V136L227 137V135H224V137L226 136L227 137V139H226V143L225 142H222L221 143V140L223 139L224 140V138H220L219 140H216V141H214V142H212V143H214V147L212 146V143H211V146H212V153L214 152V154H216V157H218V159H216V162H217V167H218V170H215L216 172H218V173H215V174H217V176H218V174H219V176L221 177V182H220V185H219V187H218V189H213V191H214V194H216V197H218V199L220 200V202H219V204L221 205H218L217 207V209L219 210V209H221V207H224V208H229L230 207V205H232L233 207L234 206H236L235 208L237 209V211H235L236 213H238L239 215V217L241 216V218H239L240 219V221L236 224V229L237 230H240V227H241V225H242V229H243V231H245L246 232V234L248 233L249 235L247 236V239L245 240V244H247V246H249L250 248L251 247H253V248H256L255 250H257V253H255V254H258L257 256H255V259H256V261L254 262L253 261V259H254V256H249V255H246V256H240L238 253H236V249H240L241 247L240 246H242L243 247V245H245L244 243H243V245L241 244L243 241H241L240 242V237L238 238L237 237V239L236 240H234V241H232V242H230V243H226V244H224L223 246H228L227 248H229L230 249V251H227V250H229V249H227V250H225L226 252H220V253H218V254H216L215 253V256H213V257H211V256H209L208 254L206 255V254H204L201 250H203V249H201L203 246V244H205V243H203V240L206 238H204L203 240H202V236L205 234L204 233V231H201V232H203L202 234V236H201V232H199L200 233V235L198 236H191L190 235V233L192 234V232L193 233H195L196 231H194V228H195V226L193 227L192 225H190L189 226V224H187V226H182V227H180V224H179V226L177 225L178 223V221L177 222H175V220H174V222L173 221H171L172 219L171 218H169V219H167L166 218V221H165V225H167V227L165 226V225H163L162 223L160 224V222L158 221V219H156L155 217L156 216H154V213H153V211L155 210L156 211V209H154V208H156V207H152V205H151V203L149 204V203H147L145 200H144V198H146L145 196H147L148 195V191L147 192H145V193H147V195H145L144 193H143V186H142V192H139L138 193V191L136 192V189H134L133 187V184H127V181H126V183L125 184H127L126 185V187H125V185H123V187H124V190H123V193H122V197L120 196V194H118V192H117V194L122 198V201H126V202H129L130 203V205L129 206H131V204H132V206L134 207V210L133 209H131V210H133V211H131V214H133L132 216L130 215V218H132L133 216V218L131 219V220H133L134 219V224H135V227H136V230L138 231H136V233H139V235L137 236V240H138V242H139V244H140V246H142V248H144V249H141L142 251H145V253L147 254V255H149V259H156L157 260V258L158 259H160V260H165V261H169L171 264H222L223 262L224 263H227V264H237V262L238 261H240V260H242L241 261V264H257V260H260V262L261 263H259V264H264V144L262 145V141H263V137H264V133L262 134V132L264 131L263 129H264V108H263V106L260 104H258L257 103V101H255V105H257L256 107L254 106V103L251 105L250 104V102H248L247 100H246V98L245 99H243L242 100ZM241 101V102H242ZM259 102H260V100H258ZM262 101V100H261ZM61 102H63L62 100H61ZM71 102V101H70ZM76 102V101H75ZM74 102V103H75ZM155 102V101H154ZM198 102V103H199ZM204 102V101H203ZM207 102V101H206ZM238 102H239V100H238ZM56 103V104H57ZM68 103V102H67ZM66 102H64V104H62L61 106V108H62V110H65L66 109V107L68 106V104H67ZM80 102H78V104H79ZM89 103H91V102H89ZM165 103V102H164ZM168 103V104H167ZM172 103V104H171ZM205 103V102H204ZM208 103V102H207ZM206 103V104H207ZM240 103V102H239ZM257 103V104H256ZM58 104H60V102L58 103ZM100 104V103H99ZM156 104V103H155ZM170 104V105H169ZM210 104V103H209ZM213 104V103H212ZM44 105V104H43ZM73 105V104H72ZM83 105H84V101H83ZM92 105V104H91ZM95 105V104H94ZM153 104H151V106H152ZM221 105H222V107H221ZM241 105V104H240ZM55 106H57V105H55ZM60 106V105H59ZM120 106V105H119ZM161 106H163V105H161ZM262 106V107H261ZM32 107V106H31ZM30 107V108H31ZM74 107H76V103H75V106ZM79 107H81L82 108V106H80L79 105ZM85 107V106H84ZM89 107V106H88ZM44 108V107H43ZM50 108V107H49ZM93 108V107H92ZM165 108V110H163ZM194 108V107H193ZM228 108H230L229 106H228ZM32 109H33V107H32ZM35 109V108H34ZM45 109H47V108H45ZM68 109V108H67ZM71 109V108H70ZM69 109V110H70ZM196 109V108H195ZM194 109V110H195ZM55 110V109H54ZM68 110V111H69ZM84 110V109H83ZM89 110V109H88ZM205 110V109H204ZM216 110V109H215ZM214 110V111H215ZM229 111H230V109H228ZM239 110V109H238ZM244 110V111H243ZM11 111H13V110H11ZM35 111V110H34ZM56 111V110H55ZM59 111V110H58ZM71 111V110H70ZM76 111H78V110H76ZM192 111H193V109H192ZM191 111V112H192ZM223 111V112H222ZM85 112V111H84ZM160 112V111H159ZM195 112V111H194ZM205 112V111H204ZM216 112V111H215ZM228 112V111H227ZM231 112V111H230ZM29 113H30V110H29ZM34 113V112H33ZM58 113V112H57ZM60 113V112H59ZM63 113H65V112H63ZM69 113V112H68ZM201 113V112H200ZM217 113H216V115H217ZM1 114V113H0ZM6 114H8V113H6ZM11 114V113H10ZM72 114V113H71ZM190 114V115H189ZM194 115H196V113H193ZM192 114V115H193ZM199 114V113H198ZM204 114V115H203ZM201 113L200 114V116L202 117H205L206 118V116H207V118L206 119H208L209 117H208V115H206L205 113ZM5 115V114H4ZM14 115V114H13ZM16 115V114H15ZM30 115V114H29ZM50 115V114H49ZM154 115V114H153ZM156 115V114H155ZM159 115V114H158ZM222 115V116H221ZM31 116H33V114L31 115ZM52 116V115H51ZM55 116V115H54ZM61 116V115H60ZM74 116V115H73ZM210 116V115H209ZM214 116H215V113H214ZM6 117H8V115L6 116ZM5 117V118H6ZM16 117H18V116H16ZM66 117V116H65ZM157 117V116H156ZM155 117V118H156ZM159 117V116H158ZM157 117V118H158ZM240 117H238V118H240ZM29 118H30V116H29ZM37 118V117H36ZM69 118V117H68ZM120 118V117H119ZM160 118V117H159ZM179 118V119H178ZM181 118V119H180ZM199 118V117H198ZM205 118L202 120V122L201 121H199V123H201L200 124V129H198V126L197 127H195V126H193V125H195V123L197 124V122H195L194 124H193V122H192V126L194 127L193 129H192V132H193V134H192V138L191 137H189V135L187 136V135H185V133H184V138L183 139H189V141H191L192 139L194 140V142L196 141V143H198L199 145L198 146H200V149L202 150L203 149V147L205 146H203V144H201V142L199 141V138H201V137H199L200 135H199V133L201 132V129L202 130H205V129H211V125H212V121H210V120H213L211 117V119L210 120H205ZM215 118H216V116H215ZM241 118H244V115H243V117H241ZM13 119H14V117H13ZM33 119V118H32ZM58 119V118H57ZM177 119L179 120V121H177ZM191 119V120H190ZM194 119V118H193ZM200 119H202V118H200ZM9 120V119H8ZM16 120V119H15ZM12 121V123L10 124V128H13V129H15L16 128V125H17V121ZM30 120H31V118H30ZM37 120V119H36ZM49 120V119H48ZM61 120V119H60ZM67 120V119H66ZM168 120H169V122H170V124H172V125H170L169 123H168ZM181 120V121H180ZM197 120V119H196ZM38 121V120H37ZM37 121H35V122H37ZM57 121V120H56ZM59 121V120H58ZM161 121V120H160ZM177 121V122H176ZM194 121H195V119H194ZM11 122V121H10ZM9 122V123H10ZM19 122V121H18ZM33 122V121H32ZM31 122V123H32ZM39 122V121H38ZM163 122H164V124H166V122L165 121H162V122H158V124H163ZM183 122V121H182ZM181 122V123H182ZM60 123V122H59ZM177 123V125H176V127L174 126L175 124ZM186 123V121L184 120V124ZM188 123V122H187ZM213 123V124H214ZM35 124H37V123H35ZM35 124H33L32 123V125H35ZM163 124V125H164ZM166 124V125H167ZM174 124V125H173ZM31 125V126H32ZM191 125V124H190ZM1 126V125H0ZM18 126V125H17ZM115 126V125H114ZM165 126V125H164ZM184 127H185V125H183ZM192 126H190V128L192 127ZM229 126V125H228ZM53 127V126H52ZM116 127V126H115ZM158 127V129H159V126H157ZM160 127H162V126H160ZM166 127V126H165ZM166 127V128H167ZM182 127V126H181ZM184 127H183V129H184ZM214 126H213V128L214 129H217V128H215ZM230 127H232V126H229V128ZM18 128V127H17ZM31 128V127H30ZM32 128H33V126H32ZM54 128V127H53ZM176 128H178V129H176ZM196 128L198 129L197 131H196ZM220 128V130H222ZM22 129V128H21ZM52 129V128H51ZM101 129V128H100ZM161 129V128H160ZM224 129V131H226L225 129H226V126H225V128H223ZM8 130V129H7ZM38 130V129H37ZM101 130H103V129H101ZM113 130V129H112ZM166 130H169V129H166ZM171 129H170V131L171 132H174V131H172ZM181 130H182V128H181ZM199 130H200V132H199ZM207 130V131H208ZM219 130V129H218ZM230 130V131H231ZM263 130V131H262ZM98 130L96 129V132H97ZM191 131V130H190ZM207 131H205V132H207ZM217 131V130H216ZM215 131V132H216ZM223 131V132H224ZM227 131H228V129H227ZM12 132V131H11ZM16 132V131H15ZM27 132V131H26ZM56 132V131H55ZM184 132V131H183ZM203 132V131H202ZM243 132V131H242ZM101 133V132H100ZM102 133H103V131H102ZM191 133V132H190ZM189 133V134H190ZM209 133H210V131H209ZM212 133V132H211ZM218 133H219V131H218ZM14 134H16V133H14ZM61 134H63L62 132H61ZM97 134V133H96ZM106 134V133H105ZM107 134H109V133H107ZM106 134V135H107ZM180 134V133H179ZM187 134V133H186ZM201 134V133H200ZM206 134V133H205ZM204 134V135H205ZM207 134H208V132H207ZM226 134H228V133H226ZM246 134V135H245ZM97 135H99V134H97ZM105 135V137H108V136H106ZM182 135V134H181ZM191 135V134H190ZM203 135V134H202ZM201 135V136H202ZM204 135L202 136V137H204ZM222 135V136H223ZM229 135H230V132H229ZM240 135V134H239ZM14 136V135H13ZM39 136H40V134H39ZM45 136V135H44ZM62 136V135H61ZM104 137V134L103 135H101V137ZM179 135H177V137H176V132H175V138H179L178 137ZM20 137H22V136H20ZM27 137V136H26ZM181 137V136H180ZM189 137V138H188ZM206 137V136H205ZM205 137H204V139H205ZM214 137V136H213ZM213 137H211V138H213ZM221 137V136H220ZM11 138V137H10ZM9 138V139H10ZM17 138V137H16ZM44 138V137H43ZM62 138V137H61ZM75 138V137H74ZM100 138V137H99ZM207 138V137H206ZM217 138V137H216ZM219 138V137H218ZM262 138V141L260 140ZM23 139H25L24 137H23ZM55 139V138H54ZM97 139V138H96ZM105 139V138H104ZM112 139V138H111ZM180 140H181V138H179ZM178 139V140H179ZM191 139V140H190ZM203 139V138H202ZM204 139H203V141H204ZM208 140H209V137L207 138ZM39 140V139H38ZM37 140V141H38ZM41 140V139H40ZM55 140H57V139H55ZM100 140V139H99ZM110 140V139H109ZM186 140H184L185 142H186ZM212 140V139H211ZM210 140V141H211ZM232 140H234V141H232ZM21 141V140H20ZM28 141V140H27ZM76 141V140H75ZM93 141V140H92ZM95 141V140H94ZM94 141L93 142H91V143H94ZM98 141V140H97ZM101 141H102V139H101ZM182 141V140H181ZM180 141V143H182ZM203 141H202V143H203ZM205 141H207L206 139H205ZM213 141V140H212ZM12 142V141H11ZM215 142H217V143H215ZM248 142H250L249 144H248ZM19 143V142H18ZM21 143V142H20ZM31 143H33V141L31 142ZM39 143H41V142H39ZM103 143V142H102ZM101 143V144H102ZM180 143H179V141H178V144L180 145ZM210 143V142H209ZM220 143V144H219ZM263 143H264V141H263ZM27 144V143H26ZM29 144H30V142H29ZM49 144V143H48ZM47 144V145H48ZM100 144V145H101ZM177 144V143H176ZM184 144V143H183ZM208 144V143H207ZM260 144V145H259ZM36 145V144H35ZM56 145H58V144H56ZM65 145V144H64ZM209 145V144H208ZM208 145H207V147L205 146L204 148L205 149H203V151L205 150V152H209V150H206V148L207 149H209V147H208ZM6 146V145H5ZM14 146V145H13ZM49 146V145H48ZM80 146H81V144H80ZM103 146H105V145H103ZM178 146V145H177ZM181 146V145H180ZM179 146V148L180 149H182L181 147ZM197 146V147H198ZM210 146V145H209ZM211 146H210V148H211ZM7 147V146H6ZM28 147H30V146H28ZM46 147V146H45ZM52 147V146H51ZM86 147V146H85ZM98 147H99V144H95L94 145V147L92 148V149H98ZM110 147V146H109ZM184 147V146H183ZM3 148H4V146H3ZM36 148V147H35ZM60 148V147H59ZM100 148V147H99ZM80 149V148H79ZM90 149L91 148H89V149H87V150H89L90 151ZM103 149V148H102ZM81 150V149H80ZM84 150H85V148H84ZM105 150V149H104ZM200 150V151H201ZM236 150L238 151V152H236ZM51 151V150H50ZM87 152V151H86ZM85 152V153H86ZM102 152V151H101ZM240 152H241V154H240ZM61 153V152H60ZM78 153V152H77ZM88 153V152H87ZM93 153V152H92ZM96 153H98V152H96ZM104 153V152H103ZM211 153V149H210V154L209 155H212V156H214L213 154ZM230 153H232L231 155V157H233V158H231L230 157ZM235 153V154H234ZM239 153V155L240 156H236L237 154ZM35 154V153H34ZM55 154V153H54ZM58 154V153H57ZM79 154V153H78ZM90 154H91V152H90ZM205 154H207V153H205ZM29 155V154H28ZM69 155V154H68ZM94 155V154H93ZM228 155H229V157H228ZM15 156V155H14ZM32 156V155H31ZM50 156V155H49ZM63 156V155H62ZM77 156V155H76ZM102 156V155H101ZM186 156V155H185ZM206 156H208V155H206ZM212 156H210V157H212ZM25 157V156H24ZM47 157V156H46ZM82 157V156H81ZM93 157V156H92ZM189 157V156H188ZM29 158V157H28ZM84 157H82V158H78L80 161H81V163H83L84 165H82V166H84V167H82V166H78V168L79 169H85V167H86V169L85 170H92V169H95L94 168V165H93V163L95 164V162H96V158L94 159L93 158V160H95V162H93V160H91V159H89V158H84ZM30 159V158H29ZM36 159V158H35ZM38 159V158H37ZM43 159V158H42ZM57 160L58 159H61V158H56ZM65 159V158H64ZM81 159H83V161L81 160ZM98 159H99V157H98ZM187 159V158H186ZM184 160V162L185 161H187V160ZM208 159V158H207ZM32 160V159H31ZM31 160H29V161H31ZM50 160V159H49ZM48 160V161H49ZM51 160H52V158H51ZM62 160V159H61ZM79 160H77V161H79ZM140 160V159H139ZM192 160V159H191ZM212 160V159H211ZM39 161H40V158H39ZM44 161H45V158H44ZM48 161H46V162H48ZM70 161V160H69ZM76 161V160H75ZM80 161H79V163H80ZM189 161V160H188ZM204 161V160H203ZM64 162V163H63ZM60 161L59 160V162H53V163H51L50 162V164L49 163H47L46 165H50L49 167H47L45 164L43 165L42 164V166H40V170L39 171H35V172H33V174H34V176L37 178H32V175H30L31 176V179H36V180H38V179H41V180H44V179H46V180H48L49 178H51V180H53V182L55 183V184H65V183H68L69 184V182L70 183H74L75 181H77L78 179H81V178H83V176H81V174H79L78 173V171L76 172L77 173V177L75 178V177H71L72 176V174L70 175V174H68L69 172L68 171H66L65 169V165H63V164H66L65 163V161ZM70 162H72L71 164H73V160L72 161H70ZM69 162V163H70ZM208 162V161H207ZM19 163V162H18ZM42 162H40V164H41ZM76 163H78V162H76ZM76 163H74V164H76ZM80 163V164H81ZM142 163V162H141ZM185 163H187L188 164V162H185ZM214 163H215V161H214ZM70 164V165H71ZM96 165H97V162H96ZM100 165V164H99ZM99 165H97V166H99ZM194 165V164H193ZM201 165V164H200ZM17 166V165H16ZM69 166V165H68ZM76 166V165H75ZM188 166V165H187ZM215 166V165H214ZM82 167V168H81ZM96 167V166H95ZM193 167V166H192ZM203 168L205 167V166H202ZM87 168H89V169H87ZM100 168V167H99ZM99 168H97V170L99 169ZM104 168V167H103ZM32 169H33V167H32ZM50 169H51V172H50ZM188 169H189V167H188ZM217 169V168H216ZM9 170V169H8ZM18 170V169H17ZM68 170V169H67ZM100 170V169H99ZM105 170V169H104ZM201 170V169H200ZM206 170V169H205ZM204 170V171H205ZM19 171V170H18ZM94 172L93 173H95V170H93ZM103 171V170H102ZM214 171V170H213ZM9 172V171H8ZM8 172H6V173H8ZM31 172V171H30ZM74 172V171H73ZM85 172V171H84ZM83 172V173H84ZM92 172V171H91ZM212 172V171H211ZM16 173V172H15ZM93 173H92V175H93ZM99 173V172H98ZM145 173V172H144ZM203 173V170H202V172L200 173V174H202ZM205 173V172H204ZM16 174H18V173H16ZM15 174V175H16ZM31 174H32V172H31ZM89 174V173H88ZM87 174V175H88ZM96 175H97V173H95ZM112 174V173H111ZM121 174V173H120ZM132 174V173H131ZM140 174V173H139ZM206 174H210V171L208 172V173H206ZM214 174V173H213ZM20 175H21V173H20ZM23 175H25V174H23ZM73 175H74V173H73ZM90 175V174H89ZM100 175V174H99ZM99 175H97V176H99ZM104 175V174H103ZM136 175H138V173L136 174ZM145 175V174H144ZM199 175V174H198ZM204 175V174H203ZM207 175V178L209 177V176H213V175H209L208 176ZM85 176H86V174H85ZM95 176V175H94ZM218 176V177H219ZM22 177V176H21ZM24 177V176H23ZM80 177V178H79ZM96 177V176H95ZM108 177V176H107ZM112 177V176H111ZM120 177V176H119ZM134 177L135 176H133V180H137V179H134ZM219 177V178H220ZM15 178V177H14ZM101 178H102V176H101ZM105 178V177H104ZM125 178V177H124ZM131 178V177H130ZM149 178V177H148ZM211 178H213V177H211ZM111 179H113V178H111ZM123 179V178H122ZM128 179V178H127ZM126 179V180H127ZM40 180V181H41ZM82 180H84V181H86L85 182V188H86V190L87 191H85L84 192V190H81V192L83 191L84 193H81L80 194V190H78L79 191V193L77 194V199H78V201H80L79 202V204L81 203L82 204V202L83 203H85V202H90V205L92 206V209H91V211H90V213L87 215L88 216V218H89V216L90 215H92V216H94V217H96L97 218V216H101L104 212H105V210L102 208V207H104V206H102V205H104V204H101L100 205V203H102V202H99V200L98 199H96V198H98V197H96L94 200L92 199V198H94V190L96 189H93L96 185H94V183L96 182H94V180H95V178H86L85 179V177L82 179ZM97 180H98V177H97ZM104 180V179H103ZM110 180V179H109ZM140 180H142V179H140ZM153 180V179H152ZM204 180V179H203ZM120 181H122V180H120ZM144 181V180H143ZM149 181H151V180H149ZM200 181V180H199ZM19 182V181H18ZM28 182L29 183H27V185H25L23 188H21L20 189V193H21V196H23L24 198L27 196V198H28V196H30V195H34L35 194V192L37 191V186L36 185H39L38 184V182L35 184L34 182H32L31 180L29 181L28 180ZM47 182V181H46ZM50 182H52V181H50ZM79 182V181H78ZM116 182V181H115ZM124 182V181H123ZM134 182V181H133ZM154 182V181H153ZM202 182V181H201ZM231 182H233L234 183V186H233V188H234V194L232 195V192H231V190L229 189V184L231 183ZM22 183H24V182H22ZM43 183V182H42ZM49 183V182H48ZM76 183V182H75ZM74 183V184H75ZM80 183V182H79ZM101 183V182H100ZM131 183V182H130ZM135 183V182H134ZM138 183V182H137ZM137 183H136V185H137ZM205 183V182H204ZM208 182H206V184H207ZM21 184V183H20ZM47 184V183H46ZM45 184V185H46ZM74 184H73V187L75 188V187H78V185L77 186H74ZM96 184V183H95ZM102 184V183H101ZM111 184V183H110ZM140 184H141V182H140ZM218 184V183H217ZM41 185V184H40ZM49 185V184H48ZM47 185V186H48ZM58 185V186H59ZM66 185V184H65ZM80 185V184H79ZM100 185V184H99ZM139 185V184H138ZM142 185V184H141ZM231 185V184H230ZM42 186V185H41ZM61 186V185H60ZM66 186H68V185H66ZM66 186L64 187V188H66ZM109 186V185H108ZM140 186V185H139ZM138 186V187H139ZM39 187V186H38ZM51 187H53V186H51ZM56 187V186H55ZM70 187V186H69ZM68 187V188H69ZM80 187H81V185H80ZM97 187V186H96ZM100 187V186H99ZM102 187V186H101ZM119 187V186H118ZM208 187V186H207ZM207 187H203L204 189L205 188H207ZM231 187V186H230ZM58 188V187H57ZM56 188V189H57ZM67 188V189H68ZM82 188V187H81ZM98 188V187H97ZM141 188V187H140ZM215 188V187H214ZM46 189H47V187H46ZM59 189V188H58ZM61 189V188H60ZM67 189H66V191H67ZM72 189V188H71ZM83 189V188H82ZM100 189V188H99ZM102 189V188H101ZM155 189H157V188H154V190ZM232 189V188H231ZM39 190V189H38ZM69 190V189H68ZM76 190V189H75ZM107 190V189H106ZM110 189H108V191H109ZM139 190V189H138ZM145 190H148V189H146L145 188ZM158 190H159V188H158ZM206 190V189H205ZM204 190V191H205ZM212 190V189H211ZM117 191V190H116ZM152 191V190H151ZM207 191V190H206ZM209 191V190H208ZM59 192V191H58ZM157 192V191H156ZM40 193V192H39ZM57 193V192H56ZM60 193V192H59ZM74 193V192H73ZM72 193V195H74ZM150 193V192H149ZM201 193H203V192H201ZM213 192H211V194H212ZM38 194V193H37ZM64 194V193H63ZM69 194V193H68ZM98 194V193H97ZM56 195V194H55ZM71 195V194H70ZM96 195V194H95ZM106 195H108L109 196V193H106ZM151 195V194H150ZM149 195V196H150ZM156 194H154V196H155ZM213 195V194H212ZM21 196H20V198H21ZM36 196V195H35ZM76 196V195H75ZM74 196V197H75ZM96 196H98V195H96ZM116 196V195H115ZM160 196V195H159ZM208 196V195H207ZM31 197V196H30ZM42 197H44V196H42ZM68 197V196H67ZM70 197V196H69ZM68 197V198H69ZM117 197V196H116ZM148 197V196H147ZM212 197V196H211ZM35 198V197H34ZM65 198V197H64ZM110 198V197H109ZM151 198V197H150ZM214 198V197H213ZM31 199V198H30ZM39 199V198H38ZM61 199V198H60ZM77 199H75L76 201H77ZM101 199V198H100ZM110 199H114V198H110ZM116 199V198H115ZM118 199V198H117ZM124 199V200H123ZM155 200L157 199V198H154ZM214 199H216V198H214ZM41 200V199H40ZM107 200V198L105 199V201ZM148 201H149V199H147ZM158 200V199H157ZM209 200V199H208ZM72 201V200H71ZM70 201V202H71ZM76 201H72L73 203L74 202H76ZM78 201H77V203H78ZM109 201V200H108ZM111 201V200H110ZM151 201V200H150ZM16 202V201H15ZM19 202H20V200H19ZM104 202V201H103ZM125 202V203H126ZM154 202V201H153ZM162 202V201H161ZM28 203V202H27ZM72 203V204H73ZM108 203H111V202H108ZM121 203V202H120ZM158 203V202H157ZM175 203V202H174ZM216 203V202H215ZM214 203V204H215ZM62 204V203H61ZM60 204V205H61ZM64 204V203H63ZM69 204V203H68ZM67 204V205H68ZM74 204H76V203H74ZM113 204V203H112ZM154 204V203H153ZM213 204V205H214ZM218 204V203H217ZM47 205V204H46ZM70 205V204H69ZM78 204H76V205H74L75 207L77 206ZM88 205V204H87ZM114 205V204H113ZM112 205V206H113ZM125 205V204H124ZM155 205V204H154ZM176 205V204H175ZM100 206H102V207H100ZM106 206V205H105ZM128 206V207H129ZM166 206V205H165ZM164 206V207H165ZM61 207V206H60ZM68 207H71V208H68ZM67 208L68 209H72V206H68ZM78 207H79V205H78ZM89 207V206H88ZM158 207V206H157ZM216 207V206H215ZM232 207V208H233ZM63 208V207H62ZM74 208V207H73ZM91 208V207H90ZM90 208H88V209H90ZM105 208V207H104ZM108 208V207H107ZM118 208V207H117ZM159 208V207H158ZM64 209V208H63ZM62 209V210H63ZM118 209H120V208H118ZM154 209V210H153ZM160 209V208H159ZM176 209V208H175ZM58 210V209H57ZM72 210H74V209H72ZM130 210V209H129ZM173 210V209H172ZM225 210V209H224ZM230 210H232V209H230ZM235 210V209H234ZM85 211H86V209H85ZM110 211H111V209H110ZM121 211V210H120ZM126 211H127V208H126ZM158 211V210H157ZM156 211V212H157ZM178 211H179V209H178ZM177 211V212H178ZM220 211V210H219ZM57 212V211H56ZM59 212V211H58ZM84 212V211H83ZM88 212V211H87ZM155 212V213H156ZM218 212V211H217ZM230 212V211H229ZM106 213V212H105ZM105 213H104V215H105ZM115 213V212H114ZM160 213H162V212H160ZM163 213H165V212H163ZM163 213H162V215H163ZM181 213V212H180ZM216 213V212H215ZM224 214H225V211L223 212ZM227 213V212H226ZM87 214V213H86ZM110 214H113V211H112V213H110ZM167 214H168V212H167ZM174 214V213H173ZM123 215H124V213H123ZM156 215H158V213L156 214ZM170 215V214H169ZM177 215V214H176ZM182 215V214H181ZM109 217L111 216V215H108ZM120 216V215H119ZM119 216H117L118 218H119ZM126 216V215H125ZM128 216H129V212H128ZM171 216V215H170ZM180 216V215H179ZM103 217V216H102ZM107 217V216H106ZM114 217V216H113ZM116 217V216H115ZM114 217V218H115ZM121 217V216H120ZM123 217V216H122ZM159 217H161V215H159ZM164 217H166V216H164ZM86 218V217H85ZM117 218V219H118ZM123 218H125V217H123ZM109 219V218H108ZM171 219V220H170ZM88 220V219H87ZM96 220V219H95ZM105 220V219H104ZM114 219H112V221H113ZM124 220V219H123ZM126 220V219H125ZM127 220H128V218H127ZM126 220V221H127ZM164 220V219H163ZM162 220V221H163ZM237 221H238V219H236ZM122 221V220H121ZM120 221V223H122ZM160 221H161V219H160ZM93 222V221H92ZM96 222V221H95ZM97 222H99L98 220H97ZM107 222V221H106ZM111 222V221H110ZM240 222L242 223V224H240ZM129 223V222H128ZM177 223V224H176ZM180 223V222H179ZM133 224V225H134ZM195 224V223H194ZM1 225V224H0ZM110 225V224H109ZM112 225H113V223H112ZM117 225H118V223H117ZM197 225H199V224H197ZM229 225V224H228ZM120 226V225H119ZM165 226V227H164ZM226 226V227H225ZM225 226H223L225 229H230L229 227H227V225H225ZM126 227V226H125ZM200 226H198V228H199ZM231 227V226H230ZM3 228V227H2ZM1 227H0V264H49V263H47L48 261V251H44V253H41V251L39 252V251H37L36 250V247L38 246L37 244H35L36 242H32L29 238H27V237H25L24 236V234L22 235L20 232H18V230L17 231H15V229L13 230V232L11 233V234H9L8 232H6V231H4V229H5V227L2 229ZM112 228V227H111ZM197 228V227H196ZM221 228V227H220ZM234 228V229H235ZM124 229V228H123ZM132 229H133V227H132ZM200 229V228H199ZM205 229H206V227H205ZM210 229V228H209ZM208 229V230H209ZM232 229V228H231ZM8 230V229H7ZM126 230V229H125ZM134 230V229H133ZM197 230V229H196ZM207 230V231H208ZM9 231V230H8ZM130 232V231H129ZM205 232H206V230H205ZM236 232H238V231H236ZM197 233V232H196ZM198 233V234H199ZM207 233V232H206ZM12 234H14V235H12ZM134 234H135V232H134ZM208 235V234H207ZM235 236V235H234ZM225 237V236H224ZM105 238V237H104ZM112 238V237H111ZM135 238V237H134ZM234 238V237H233ZM232 238V239H233ZM33 240V239H32ZM106 240V239H105ZM229 240V239H228ZM231 240V239H230ZM113 241V240H112ZM211 241V240H210ZM225 241V240H224ZM106 242H107V240H106ZM105 241H104V243H106ZM135 242H137V241H135ZM137 242V243H138ZM206 242V241H205ZM112 243V242H111ZM110 243V244H111ZM137 243H135V244H137ZM109 244V243H108ZM208 244H209V242H208ZM214 244V243H213ZM197 245V247H199V251H193V249H195V246ZM138 247H139V245H137ZM218 246V245H217ZM137 247V248H138ZM15 248H17L18 250H19V252H16V251H14L15 250ZM116 248V247H115ZM208 248V247H207ZM38 249V248H37ZM139 249V248H138ZM197 249V248H196ZM205 249V248H204ZM211 249V248H210ZM215 249V248H214ZM213 249V250H214ZM224 249V248H223ZM115 250V249H114ZM140 250V251H141ZM217 250H219V249H217ZM252 250V249H251ZM119 251V250H118ZM136 251V250H135ZM205 251V250H204ZM215 251H216V249H215ZM222 251V250H221ZM249 251H250V249H249ZM64 252V251H63ZM102 252V251H101ZM138 252H139V250H138ZM207 252V251H206ZM210 252V251H209ZM208 252V253H209ZM211 252H213V251H211ZM228 252V254H226ZM254 252V251H253ZM108 253V252H107ZM107 253H104V254H107ZM140 253V252H139ZM144 253V254H145ZM114 254L115 253H113V255L111 256V258L112 257H114ZM142 254V253H141ZM143 254V255H144ZM211 254V253H210ZM247 254V253H246ZM101 255V254H100ZM103 255V254H102ZM109 255V254H108ZM121 255V254H120ZM214 255V254H213ZM227 255V259L226 258H224L225 256ZM231 255H233V256H231ZM251 255H252V253H251ZM110 256V255H109ZM115 256H116V254H115ZM117 256H118V254H117ZM116 256V257H117ZM224 256V257H223ZM64 257V256H63ZM257 257H259V259L257 258ZM72 258V257H71ZM145 258V257H144ZM148 258V257H147ZM113 259V258H112ZM112 259H110V261L112 260ZM116 259V258H115ZM120 259V258H119ZM65 260V259H64ZM144 260V259H143ZM147 261H148V259H146ZM151 260V261H152ZM156 260H153L152 262L150 261V263L149 264H155V261ZM71 261V260H70ZM118 261V260H117ZM159 261V260H158ZM74 262V261H73ZM79 262V261H78ZM107 262V261H106ZM112 262H115V260L114 261H112ZM81 263H83L82 261H81ZM170 263H168V264H170ZM223 263V264H224ZM72 264V263H71ZM115 264H117V263H115ZM120 264V263H119ZM146 264H148V263H146ZM156 264H158V263H156ZM167 264V263H166ZM239 264V263H238Z\"/></svg>", "mask_w": 264, "mask_h": 264}]
</instances>
